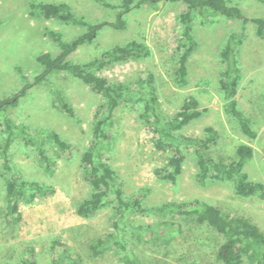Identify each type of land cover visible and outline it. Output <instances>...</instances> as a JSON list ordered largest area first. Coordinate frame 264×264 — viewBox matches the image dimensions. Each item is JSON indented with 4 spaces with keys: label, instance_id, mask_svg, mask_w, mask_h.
<instances>
[{
    "label": "rangeland",
    "instance_id": "obj_1",
    "mask_svg": "<svg viewBox=\"0 0 264 264\" xmlns=\"http://www.w3.org/2000/svg\"><path fill=\"white\" fill-rule=\"evenodd\" d=\"M39 2L67 3L89 23L113 21L115 17L113 9L94 0H0V100L13 96L26 80L41 71L36 62L39 54L57 53L46 36L47 30L61 33L65 41L84 31L79 26L32 16L30 5ZM233 3L246 18L264 19V4L258 0ZM185 11V5L178 0L145 4L126 15L123 30L103 28L91 45L78 48L70 59L85 63L116 45L132 40L145 43L151 52L149 57L114 64L97 74L110 83L129 84L131 90L139 80L153 75L157 110L163 119L173 117L184 99L194 96L206 112L184 127L181 134L201 138L205 127H213L218 139L207 155L224 163L235 159L238 145H249L254 155L244 171L251 181L264 185V40L256 36L252 23H246L244 39L236 50L241 70L236 101L256 132V138L251 140L239 131L234 119L226 116L219 92L223 72L220 52L228 37L241 29L242 22L212 15L194 17V50L187 64V84L179 87L174 81L180 39L178 19ZM55 88L63 92L74 109L75 119L57 108ZM134 99L116 112L110 130L114 151L106 159L115 171L124 200L138 199L144 213L122 215L110 196L108 205L92 217L77 215V205L91 192L83 179L80 157L92 145L93 117L102 104L101 97L89 87L68 74H58L51 83L31 89L15 109L7 112L16 124L31 132H56L73 149L59 151L45 142L51 174L44 170L33 148L17 143L10 149L12 166L20 177L54 188L52 194L39 197L34 203L20 202L19 222L7 213L0 156V264H22L29 257L36 264H123L125 251L138 264H223L217 258L224 242L222 235L176 211L153 210L171 203L187 204V208L197 203L212 205L225 215L247 219L264 233V199L238 196L231 181L214 180L199 185L191 149L183 151L182 173L175 185L155 175L156 169L165 167L169 152L155 148L156 136L140 120L142 108ZM2 116L0 113V146ZM240 264L252 263L243 258Z\"/></svg>",
    "mask_w": 264,
    "mask_h": 264
},
{
    "label": "trees",
    "instance_id": "obj_2",
    "mask_svg": "<svg viewBox=\"0 0 264 264\" xmlns=\"http://www.w3.org/2000/svg\"><path fill=\"white\" fill-rule=\"evenodd\" d=\"M105 8L115 11L113 21H99L89 23L78 17L67 3H32L31 15L44 20H57L65 24L79 26L83 32L71 41H65L61 33L47 30L46 36L51 39L57 48V53H41L36 57V62L41 71L34 74L31 80H26L23 87L10 98L0 100V113L3 114L1 144V176L4 179V198L7 204V213L15 222L22 218L19 209L20 202L34 203L39 197H45L54 192L52 186L41 184L37 181H28L18 175L13 168L9 151L17 143L33 148L44 165L46 172L52 173L51 161L44 149L48 141L59 151H70L73 146L62 140L54 131L43 133L32 131L20 124H16L8 115V111L15 109L21 98L36 86L51 83V78L58 74H68L79 80L82 84L99 95L102 104L94 114L92 123V145L87 148L80 157V167L83 179L90 186L89 196L81 201L76 208L77 215L90 218L100 209L108 205L109 197L113 196L117 212L124 215L125 212L144 213L140 201L134 199L125 201L123 191L117 180L115 171L108 163L106 156L114 151L110 130L115 124L117 110L129 99L139 103L142 108L140 120L156 136L154 146L159 151H168L169 157L164 168L156 169L155 175L172 185L177 182L182 173L184 162V150L191 149L196 165V181L203 186L207 181L222 180L231 181L235 192L240 197L256 196L264 199V185L253 182L244 171L245 164L254 155L253 148L246 144H240L235 150V159L230 163L216 161L207 155V151L217 139V131L207 126L203 129L201 138L189 137L181 134V130L192 121L200 118L205 112L199 101L194 96L184 99L180 109L171 118H161L158 113V96L154 84L153 75L145 80H139L135 89L131 90L129 84L123 82L110 83L106 78L97 73L111 65L125 63L130 60H138L149 57L151 52L145 43L132 40L123 45H116L103 51L99 58L85 63H77L70 59V55L78 48L91 45L100 30L110 28L120 31L125 28V17L133 10L141 8L145 4L157 3L161 0H118L116 5L108 0H94ZM185 5L186 11L179 16L180 39L177 44L176 68L174 81L177 86L187 84V64L194 50L192 27L194 17L200 15L221 16L227 20H239L241 29L231 34L225 46L220 52L223 72L219 80V92L223 100V110L226 116L234 119L239 131L249 139L256 138V132L244 118L238 109L236 95L238 93L240 79V65L236 58V50L244 39V24L252 23L255 34L264 40V19L246 18L234 0H178ZM264 4V0H258ZM244 28V29H243ZM54 99L57 108L68 117L75 119L72 106L66 100L63 92L58 88L54 90ZM187 204H165L154 211L169 213L176 211L194 220L198 224H207L216 233L224 237L223 244L219 247L217 258L223 264H240L243 258H247L252 264H264V233L259 228L242 217H230L219 209L208 204H195L193 207ZM186 208H185V207ZM125 251L124 247H121ZM122 256L123 264H138L137 259L129 252ZM22 264H36L31 257L25 259Z\"/></svg>",
    "mask_w": 264,
    "mask_h": 264
}]
</instances>
